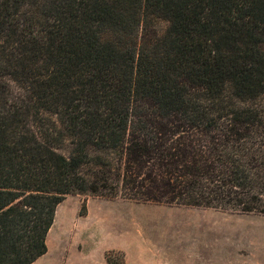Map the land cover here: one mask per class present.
I'll use <instances>...</instances> for the list:
<instances>
[{
	"label": "trees",
	"instance_id": "obj_1",
	"mask_svg": "<svg viewBox=\"0 0 264 264\" xmlns=\"http://www.w3.org/2000/svg\"><path fill=\"white\" fill-rule=\"evenodd\" d=\"M260 99L264 0H0V264L69 195L264 215Z\"/></svg>",
	"mask_w": 264,
	"mask_h": 264
},
{
	"label": "rangeland",
	"instance_id": "obj_2",
	"mask_svg": "<svg viewBox=\"0 0 264 264\" xmlns=\"http://www.w3.org/2000/svg\"><path fill=\"white\" fill-rule=\"evenodd\" d=\"M55 146L72 151L67 137ZM47 243L38 264H264V215L69 195Z\"/></svg>",
	"mask_w": 264,
	"mask_h": 264
},
{
	"label": "crops",
	"instance_id": "obj_3",
	"mask_svg": "<svg viewBox=\"0 0 264 264\" xmlns=\"http://www.w3.org/2000/svg\"><path fill=\"white\" fill-rule=\"evenodd\" d=\"M40 260H41V258L40 259H38L35 263H33V264H38L39 262H40Z\"/></svg>",
	"mask_w": 264,
	"mask_h": 264
}]
</instances>
